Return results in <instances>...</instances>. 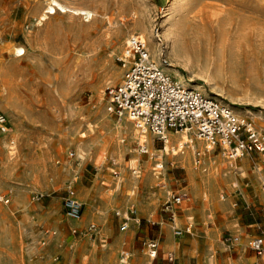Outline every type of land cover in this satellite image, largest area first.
<instances>
[{
	"label": "rangeland",
	"instance_id": "obj_1",
	"mask_svg": "<svg viewBox=\"0 0 264 264\" xmlns=\"http://www.w3.org/2000/svg\"><path fill=\"white\" fill-rule=\"evenodd\" d=\"M168 1L0 0V112L9 127L0 129V264H122L123 250L129 264H149L144 241L174 249L164 247L167 233L180 245L181 264H264V255L250 247L254 237H264V160L258 154L234 160L225 181L220 160L231 159L220 147L203 153L202 139L191 134L198 144L193 162L207 160L206 178L192 185L188 168L153 133L145 153L133 122L114 136L112 125L122 120L107 109V88L121 81L119 59L129 36L140 35V22L150 30L151 45H160L157 60H174L185 79L249 115L264 135V0H176L177 24L165 27ZM59 3L90 9L93 18L62 12ZM19 47L25 54L18 56ZM150 176L156 178L150 182ZM71 190L85 194L82 217L88 215L79 234L63 207ZM131 190L135 199L115 200ZM177 191L189 196L174 206L177 223L192 227L175 238L167 202ZM130 207L143 219L123 230L117 211ZM91 222L93 236L85 231Z\"/></svg>",
	"mask_w": 264,
	"mask_h": 264
},
{
	"label": "built area",
	"instance_id": "obj_2",
	"mask_svg": "<svg viewBox=\"0 0 264 264\" xmlns=\"http://www.w3.org/2000/svg\"><path fill=\"white\" fill-rule=\"evenodd\" d=\"M155 36L159 38V29ZM124 73L119 83L107 88V109L119 117H128L141 132L153 133L164 145L169 141L171 132L187 131L195 137L209 142L214 147H220L230 159H238L245 155L257 153L264 160V135L255 126L252 118L238 112L236 108L217 96L207 94L193 85H184L170 73L163 64L168 60H157L147 46L145 38L139 34H132L126 42L123 56L119 59ZM0 129L8 132V119L0 112ZM145 140L139 144L141 152H148ZM196 156H201L199 151ZM199 162V159H196ZM163 168V163L157 164ZM135 172L137 170H134ZM69 191L63 200L65 214L69 219L77 220L83 212V204ZM36 193L33 199L39 200ZM185 198L182 192H175L167 202V210L171 219L175 218L174 206L179 205ZM6 202L9 201L5 198ZM134 207H130L123 214L121 227L129 228V220L135 219L138 223ZM118 215H121L117 211ZM97 225L89 224L85 231L94 235ZM190 227L174 226V234L181 236L189 232ZM73 233H82L78 227L72 228ZM49 233V230L46 232ZM144 245L151 257H156L160 244L156 239L149 238ZM250 247L257 254H264V237L257 236L250 241ZM166 259L170 264H178L174 251H166ZM129 251L123 250L121 261H129Z\"/></svg>",
	"mask_w": 264,
	"mask_h": 264
},
{
	"label": "bare ground",
	"instance_id": "obj_3",
	"mask_svg": "<svg viewBox=\"0 0 264 264\" xmlns=\"http://www.w3.org/2000/svg\"><path fill=\"white\" fill-rule=\"evenodd\" d=\"M176 0H169L168 1V11L167 12V16L165 18V23H164V26L166 27V25H168L170 22H171V25H175L177 23H173V20L175 19L174 18V12L176 11V8H177V4H176ZM58 7L60 8V10L62 12H71L72 14H75V15H83L84 18L86 19H92L93 18V15H94V12L90 9H85V8H79V7H72V6H68L66 4H63V3H59L58 4ZM178 9V8H177ZM49 13H52V12H55V9L53 6H50L49 9L47 10ZM178 11V10H177ZM139 24L140 26V30L138 31L140 33V35L145 38L146 42H147V45L148 47L151 49L154 57L157 59V57H159L158 55L161 53L160 52V45L159 43H155L154 46L151 45V39H152V35L150 33V30L149 28L147 27V25L145 24H141L140 23H137ZM179 24V22H178ZM164 34L166 35L167 38H169V40H173L172 39V35H173V38H174V32L172 31H169V28H166L165 29V32ZM105 36V35H104ZM175 40V39H174ZM173 40V41H174ZM17 53H18V56H21L23 54H25V49L22 48V47H19L16 49ZM176 62L174 60H172L168 65H164L163 64V67L165 70H168V71H172L174 74H175V77L177 78L178 81L182 82L184 85H193L195 87H200V88H203V84L201 83H196V84H193L191 83L189 80L185 79L183 77V75L176 69V67L173 66V64H175ZM89 64V63H88ZM177 64V63H176ZM181 66V65H180ZM190 80L194 79L193 77H189ZM206 81V80H205ZM210 84V83H208ZM120 120H122V123L119 124L118 122H116L115 124L112 125V128L114 130V136H117V135H120L121 134V131L122 130H131V124L130 122H132L128 117L126 119V117H120ZM133 132L135 133H138V134H141V140L140 142H143L144 140L147 141L148 143H150V140H151V137H152V134L150 132L148 133H144V132H141L138 128H134L132 130ZM171 139L169 140L168 143H166L165 147L163 148L164 151H167L169 154H171L170 156H172L175 160V162L177 163L178 161H182V163L188 168V172H189V180L191 182L192 185L195 184L196 180L198 177H200L201 179L204 178V161L206 158H204V156H202V158H200V161L199 162H196V160L194 159V162H193V159H192V154H194V151L197 149V143H196V140H194V138L192 137V135L190 133H188L187 131H183L182 134H174V136H170ZM123 140V139H122ZM120 139V141H122ZM200 140V139H199ZM198 141V140H197ZM203 142H201L200 147H202V152L203 153H206V149H209V151L213 150L214 146L211 145L209 142L205 141V140H202ZM187 142V143H186ZM122 143V142H121ZM91 144V143H90ZM89 144V145H90ZM92 145V144H91ZM124 148V145H119L118 146V149L120 151H122ZM92 149V148H91ZM90 149V151H91ZM78 150L80 152H82L83 154L85 153L86 154V151L84 149L83 146L79 145L78 146ZM89 153V152H88ZM82 156V155H81ZM203 159V160H202ZM188 161L190 163H188ZM193 163H194V166H193ZM231 163V162H230ZM151 169V168H150ZM157 173V172H156ZM148 175V174H147ZM155 175V174H154ZM158 175V174H157ZM156 176V175H155ZM227 175H223V178H225ZM129 177V176H128ZM138 177V176H137ZM150 182L152 179H155L156 177H152L150 176ZM158 178V176H157ZM227 179V177H226ZM116 181V180H114ZM120 181V180H119ZM143 182V181H142ZM153 182V181H152ZM133 183H134V180H133ZM145 183V182H144ZM130 185V184H129ZM113 186V185H112ZM119 186V185H118ZM123 186V185H122ZM131 187V185H130ZM134 187V186H133ZM122 188V187H121ZM128 189V188H127ZM116 190V189H115ZM130 190V189H129ZM135 190H131V193H127L125 194L124 196H120L118 198H116L115 200L117 202H120L121 200H125L126 202L127 201H131L134 197H131L133 196V194L135 193L134 192ZM75 194V193H74ZM103 194V193H102ZM122 194V193H121ZM136 194V193H135ZM79 201H81L82 203H85V200L83 199V197L85 196L84 194V190L83 191H79L77 192V194L75 195ZM109 196V195H108ZM87 197V196H86ZM101 197V196H100ZM112 199L114 198L111 197ZM135 199V198H134ZM95 200V199H94ZM114 200V199H113ZM98 201V200H97ZM87 202V201H86ZM91 202V201H90ZM98 203V202H97ZM92 204V203H91ZM94 205H95V202H94ZM97 206V205H96ZM146 206V205H145ZM116 207V206H115ZM121 207V206H120ZM87 210L90 207L89 204H87L86 206ZM92 211H93V208H91ZM97 209V208H96ZM110 209V208H109ZM140 209V208H139ZM138 209V210H139ZM90 210V209H89ZM101 210V209H100ZM98 211V210H97ZM103 211H105L103 209ZM102 212V211H101ZM87 214V213H86ZM83 215H81V217L78 219V221H82V217ZM86 216V215H85ZM102 216V215H101ZM191 216V215H190ZM103 217V216H102ZM173 239V238H172ZM169 247L171 248H177L179 246V244L176 242V241H173L172 240V243H170L168 245ZM106 247V246H105ZM110 248V247H109ZM108 248V249H109ZM110 250V249H109ZM107 252V251H106ZM106 255V254H105ZM108 256V255H107ZM106 256V257H107ZM207 257V256H206ZM109 258H110V261H113V259H115V257L113 256V252L110 253L109 255ZM105 259V258H103ZM146 260V259H145ZM151 260V259H150ZM212 260V259H211ZM147 261V260H146ZM214 261V259H213ZM215 262V261H214ZM145 263V262H144ZM143 263V264H144ZM151 263V262H150ZM83 264H86V263H83ZM214 264V263H213Z\"/></svg>",
	"mask_w": 264,
	"mask_h": 264
},
{
	"label": "crops",
	"instance_id": "obj_4",
	"mask_svg": "<svg viewBox=\"0 0 264 264\" xmlns=\"http://www.w3.org/2000/svg\"><path fill=\"white\" fill-rule=\"evenodd\" d=\"M236 108V107H235ZM238 108V107H237ZM237 110H239V108L237 109ZM183 133V131H181V132H171L170 134H169V140L171 139V137L170 136H174V134H182ZM189 133V132H188ZM154 139H153V136H152V139H151V141L153 142V145H154V141H153ZM169 142V141H168ZM187 143V142H186ZM198 147H200V146H198ZM206 150H209V149H206ZM253 155V154H252ZM252 155H246V156H252ZM256 155H257V153H256ZM259 156V155H258ZM260 157V156H259ZM240 159H242L241 157H240ZM236 160V159H235ZM178 162H180V163H182V161H178ZM231 162V163H230ZM188 163H190L189 161H188ZM207 160L205 159V161H204V178L202 179V180H204L205 178H206V166H207ZM220 163H222V168H223V172L225 173V175H227L226 177H227V179H226V177L225 178H222L223 180H225V181H228V173H231V168H234L235 167V163H234V159H231L230 161H228V162H226L225 160H220ZM183 164V163H182ZM184 165V164H183ZM188 178H189V172H188ZM196 183V182H195ZM235 186H236V183H233ZM177 192H182V193H184L185 194V198H184V200L179 204V205H181L186 199H188L189 198V196H188V193H187V191H177ZM206 192H204V194H205ZM149 206V205H148ZM177 206V205H176ZM225 206V204H219V207H224ZM129 209V208H128ZM128 209H126L125 211H119L120 213H121V215H120V217L122 218V222H123V214L124 213H126L127 211H128ZM88 215V214H87ZM87 215L86 216H84V218L82 219V221H78V219L76 220V222H75V220H72L71 219V221L73 222V227L74 226H78L79 224H81L82 222H85L86 221V218H87ZM136 215H137V217L138 218H140L141 220L143 219V218H141L140 216H139V213L137 212L136 213ZM177 214L175 215V218L174 219H171V217H170V219L175 223V226H177V227H181V228H186V227H190V229H191V227L192 226H190V225H188V226H185V227H182V226H180L178 223H177ZM182 220H186L185 218H182V219H180L179 221H181L182 222ZM142 222V221H141ZM141 222L140 223H138L135 219H130L129 220V227H130V225L132 224H134V225H138V226H140L141 225ZM91 223H94V222H91ZM90 223V224H91ZM94 224H96V223H94ZM72 227V228H73ZM173 235L175 236V238H177V237H180V236H177V235H175L174 234V232H173ZM91 236H93V235H91ZM182 236V235H181ZM149 239V238H148ZM172 240L173 241H176V240H174V239H172V237L167 233L166 235H165V237H164V247H166V248H171V247H169L168 245L170 244V243H172ZM177 242V241H176ZM145 248L147 249V247L145 246ZM178 248H180V245L178 246ZM177 248V249H178ZM176 248H174V249H170V250H172V251H174L175 252V254H176V257H177V263L178 264H181L180 263V261H179V255H178V253H177V251L175 250ZM167 251H169V250H167ZM256 252V251H255ZM166 249H164L161 245H160V248H159V252H158V255L156 256V257H151L150 255H149V251H148V249H147V251L145 252V254L147 255V257L149 258V259H151L150 260V262H149V264H153L155 261H158L159 259H161V260H163V261H165L166 263L165 264H170L169 262H168V260L166 259ZM257 253V252H256ZM264 255V254H263ZM129 262H130V260L126 263V264H129ZM249 263V261H247V264ZM122 264H124V263H122ZM138 264H143V263H138ZM203 264H213V262L211 261H209L208 259L206 260V261H204L203 262Z\"/></svg>",
	"mask_w": 264,
	"mask_h": 264
}]
</instances>
